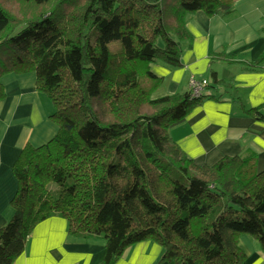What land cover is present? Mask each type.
<instances>
[{"label": "trees", "instance_id": "16d2710c", "mask_svg": "<svg viewBox=\"0 0 264 264\" xmlns=\"http://www.w3.org/2000/svg\"><path fill=\"white\" fill-rule=\"evenodd\" d=\"M198 10L222 16L233 0H0V79L33 71L57 125L46 143H25L12 165L17 190L0 227V264H13L53 215L73 235L103 239L99 264L145 240L168 264H244L241 234L264 252L256 153L197 164L169 134L213 97L208 89L235 90L233 82L211 70L198 96L189 88L152 96L162 79L147 65H182L186 22ZM243 110L264 119L259 108Z\"/></svg>", "mask_w": 264, "mask_h": 264}, {"label": "crops", "instance_id": "0c3cea01", "mask_svg": "<svg viewBox=\"0 0 264 264\" xmlns=\"http://www.w3.org/2000/svg\"><path fill=\"white\" fill-rule=\"evenodd\" d=\"M191 38L182 42L180 67L151 62L160 77L154 97L188 90L190 79H207L214 70L234 89L216 85L213 95L195 105L185 119L170 127L179 148L197 164H212L223 156L255 152L257 171L264 169V119L243 110L259 108L264 114V0H233V10L208 16L198 10L186 22ZM0 227L10 219V201L17 190L12 165L25 143L39 146L57 131L48 97L35 88L33 71L10 73L0 79ZM244 264H264L256 240L239 236ZM103 239L81 237L67 230V221L53 215L38 222L23 252L13 264H99ZM159 244L145 240L128 247L114 264H168Z\"/></svg>", "mask_w": 264, "mask_h": 264}, {"label": "built area", "instance_id": "2783aa9c", "mask_svg": "<svg viewBox=\"0 0 264 264\" xmlns=\"http://www.w3.org/2000/svg\"><path fill=\"white\" fill-rule=\"evenodd\" d=\"M206 82V79H190L188 88L190 89L192 95L198 96L203 91V87Z\"/></svg>", "mask_w": 264, "mask_h": 264}, {"label": "rangeland", "instance_id": "374dc122", "mask_svg": "<svg viewBox=\"0 0 264 264\" xmlns=\"http://www.w3.org/2000/svg\"><path fill=\"white\" fill-rule=\"evenodd\" d=\"M138 63L141 64V66H145L144 64H142L143 62H141V61H139ZM158 89H159V86H157V88L154 90L152 96L155 95V93H156V91H157Z\"/></svg>", "mask_w": 264, "mask_h": 264}]
</instances>
